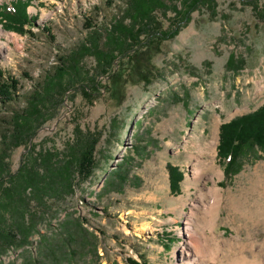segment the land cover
<instances>
[{
    "label": "rangeland",
    "instance_id": "374dc122",
    "mask_svg": "<svg viewBox=\"0 0 264 264\" xmlns=\"http://www.w3.org/2000/svg\"><path fill=\"white\" fill-rule=\"evenodd\" d=\"M15 1L0 0V6ZM124 1L31 0L28 13L38 17L32 34L5 31L0 20V68L20 83L16 98L0 103V132L85 38V19L108 25ZM230 58L235 71L226 66ZM83 60L73 84H90L88 72L102 88L91 102L78 87L48 99L41 107L45 121L9 152L6 170L14 180L31 168L46 174L40 153L65 166L78 126L98 136L92 176L73 171L72 192L53 177L43 200L23 208L28 223L31 214L39 217L37 233L25 247L0 255V264H264V152L247 157L226 181L216 151L221 124L264 104V0H206L152 56L159 76L151 83L124 85V61L110 69L109 80L97 74L92 57ZM167 165L183 173L178 191L170 188ZM124 168L126 181L116 190L108 182ZM10 176L4 186H11ZM7 215L8 223L18 219L10 210Z\"/></svg>",
    "mask_w": 264,
    "mask_h": 264
},
{
    "label": "trees",
    "instance_id": "16d2710c",
    "mask_svg": "<svg viewBox=\"0 0 264 264\" xmlns=\"http://www.w3.org/2000/svg\"><path fill=\"white\" fill-rule=\"evenodd\" d=\"M204 2L206 0H125L123 6L118 8V15L112 17L108 25L96 26L90 19H85L84 25L88 30L85 38L61 58V67L45 75L36 84V88L25 97L27 108L12 112L7 121V129L0 132V193L8 200L7 203H2L0 198V255L12 247H25L30 243L31 236L37 233L35 220L39 217H36L35 213L31 214L28 223L23 208L29 206L30 200H43L44 193L51 191L53 177L54 181H60L59 184L65 186L66 191L72 192L73 171L85 179L93 173V153L98 136L85 134L77 126L75 133L79 138L74 145L69 146V150L73 151L72 161L64 162L66 165L63 167H56L51 163V159L43 158L45 154L40 153L41 162H46V174L48 171H55L50 176L35 168L24 170L15 180L9 175L6 170L9 152L35 137L36 131L45 121L41 107L48 99L65 96L77 87L83 98L91 102V96L95 95L98 88H102L98 87L94 76L88 77L87 72L86 80L90 84H73L81 78L85 66L83 59L87 56L92 57L97 65V74L107 76L109 80L110 69L116 63L124 61V85L127 82L151 83L153 77L159 76L151 64L152 56L161 53L163 43L175 38L189 23L191 14ZM30 3L31 0H16L10 5H1L0 20L3 30L19 35L32 34L29 28L33 27L38 17L28 13ZM109 3L112 4L111 1ZM161 16L165 18L166 28L160 19ZM43 30L48 32L49 29L44 27ZM233 64L237 65L233 58L226 62L227 68L235 71L239 67L234 68ZM120 77L122 80V76ZM19 88V81L6 76L0 68V103L5 106L12 102ZM98 94L100 93L97 92ZM32 112L37 118L35 121H28L34 115ZM216 151L226 181H230L241 170L247 157L251 155L256 158L258 152H264V104L249 114L221 124ZM167 172L171 190L178 191L184 179L183 173L172 165H167ZM127 175L128 172L124 168V172L117 173L108 185L117 187L116 190L123 188ZM5 176H10L11 186H4ZM27 190L30 191V196L26 195ZM8 210L17 215L18 219L8 223ZM68 242L71 247V240ZM37 264L41 262L38 261ZM127 264L140 263L128 260Z\"/></svg>",
    "mask_w": 264,
    "mask_h": 264
},
{
    "label": "bare ground",
    "instance_id": "6f19581e",
    "mask_svg": "<svg viewBox=\"0 0 264 264\" xmlns=\"http://www.w3.org/2000/svg\"><path fill=\"white\" fill-rule=\"evenodd\" d=\"M45 17H46V15L45 14H43L42 15V19H45ZM203 242V241H202ZM195 245V244H194ZM191 247V246H190ZM197 248L200 250V248L197 246ZM194 250H193V254H195L196 252H195V248H193ZM197 250V249H196ZM195 252V253H194ZM200 252V251H199ZM198 252V253H199ZM193 254H192V256H193ZM187 255V254H186ZM191 256V255H190ZM184 264H200V261L197 259H195V261H193V262H191V260L190 261H186V263H184Z\"/></svg>",
    "mask_w": 264,
    "mask_h": 264
},
{
    "label": "crops",
    "instance_id": "0c3cea01",
    "mask_svg": "<svg viewBox=\"0 0 264 264\" xmlns=\"http://www.w3.org/2000/svg\"><path fill=\"white\" fill-rule=\"evenodd\" d=\"M181 184V183H180Z\"/></svg>",
    "mask_w": 264,
    "mask_h": 264
}]
</instances>
